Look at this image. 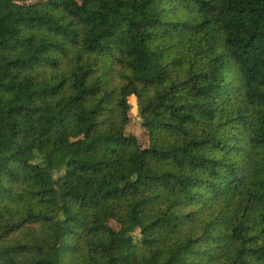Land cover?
Segmentation results:
<instances>
[{
    "label": "trees",
    "instance_id": "obj_1",
    "mask_svg": "<svg viewBox=\"0 0 264 264\" xmlns=\"http://www.w3.org/2000/svg\"><path fill=\"white\" fill-rule=\"evenodd\" d=\"M29 1L0 0V264H264V0Z\"/></svg>",
    "mask_w": 264,
    "mask_h": 264
},
{
    "label": "rangeland",
    "instance_id": "obj_2",
    "mask_svg": "<svg viewBox=\"0 0 264 264\" xmlns=\"http://www.w3.org/2000/svg\"><path fill=\"white\" fill-rule=\"evenodd\" d=\"M39 1L41 0H31L29 1V3L35 4ZM130 105H131V112H130L131 122L128 126V132L134 134L138 138L141 146L145 148L148 146V142H147L148 138L146 132L142 129L141 118L139 117V106L134 96L130 98Z\"/></svg>",
    "mask_w": 264,
    "mask_h": 264
}]
</instances>
